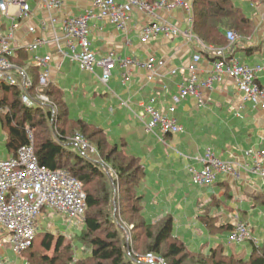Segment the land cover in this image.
I'll list each match as a JSON object with an SVG mask.
<instances>
[{
	"label": "crops",
	"instance_id": "0c3cea01",
	"mask_svg": "<svg viewBox=\"0 0 264 264\" xmlns=\"http://www.w3.org/2000/svg\"><path fill=\"white\" fill-rule=\"evenodd\" d=\"M116 1L124 3L127 0ZM234 1L250 19L251 29L248 34L238 33V40L233 45L228 43L225 46L227 53L241 63L263 67L258 73L257 81L264 88V0ZM90 4L91 0H63V12L59 15L85 14ZM32 8L33 15L26 25L36 26L37 31L30 33L27 26L21 27L15 34L16 42L24 45L39 36L49 39L55 33L60 36V42H50L38 51V54L50 53L52 56L49 87L56 93L55 96L64 106L69 119H83L94 127L101 128L109 144H117L127 155L138 159L142 171L136 184L137 194L141 197L145 218L156 222L171 216L173 226L179 223L180 231L189 228L188 232H194V227H200L196 237L198 242L201 238L203 244L199 249L188 246L194 251L204 252L217 244L224 245L227 252L232 246H245L246 242L229 243L231 230L228 227L235 218L251 226L253 235H257L253 221L258 207L264 206L256 199L264 194V179L243 172L240 179L220 175L214 184L201 186L192 181L189 168H202L200 157L208 149L222 160L250 163L245 156L247 149L264 151V108L255 107L245 99L234 79L222 75V80L213 82L212 89H202L203 104L196 96H188L176 104L175 112L171 115L183 126L182 132L167 135L159 130L157 134L148 132L144 123L134 115V112H143L144 105L153 98L156 109L167 111L174 104L173 96L188 77V69L193 64L196 53L203 55L196 64L200 79L211 77L212 58L200 42L184 35H158L150 40H143L141 28L155 18L139 9L133 10L125 30L118 29L116 25L99 17H91L88 23L89 37L91 48L97 57L110 52L115 53L116 60L124 57L147 60L152 57L157 69L155 78L149 81L145 68L130 67L129 79L124 83L122 77L126 68L117 61L108 83L105 84L100 78V69L97 68L95 72L82 70L78 62L69 58L71 49L62 38L60 23L56 25V32L50 29L43 31L40 22L47 14L36 2L32 4ZM157 14L182 30L194 33L192 16L186 10H161ZM32 55L31 51L17 50L13 60L18 67L25 69L27 76L34 82L30 90L34 96L40 88V68L32 64ZM17 77L23 81L20 74L17 73ZM4 93L0 86V100L4 98ZM50 97L53 100L54 96ZM84 103L87 104L85 108L91 112H85L86 109L82 112V117L73 116L71 111H79L82 109L80 105ZM68 123L70 125V121ZM10 155L12 152L7 149L6 155L0 157V160ZM211 203L213 206L210 214L216 226H228L222 230L216 228L215 233H209L200 220L205 206ZM42 217L43 215L38 222L41 223ZM39 229L40 227L38 232ZM252 242L260 245L264 240L253 238ZM8 250L14 252L8 243L0 247V260L3 264H10L7 262ZM230 251L237 255L233 248ZM251 252L252 247L245 256H237L247 257ZM80 255L83 254L80 252ZM17 256L21 258L22 264H31L27 253Z\"/></svg>",
	"mask_w": 264,
	"mask_h": 264
},
{
	"label": "built area",
	"instance_id": "2783aa9c",
	"mask_svg": "<svg viewBox=\"0 0 264 264\" xmlns=\"http://www.w3.org/2000/svg\"><path fill=\"white\" fill-rule=\"evenodd\" d=\"M32 0H0V85H7L19 90L22 102L30 108L54 104L51 97L39 89L36 95L30 90L34 82L27 76L25 69L14 63L17 50L33 52L31 62L40 68L39 85L45 87L50 83V53L38 54V51L61 38L56 33L53 38L39 36L30 43L18 45L15 34L23 26H27L30 33H35L37 27L26 25L33 15ZM193 0H127L120 3L116 0H91L89 9L85 14L59 15L62 13L63 0H35L40 9L47 16L40 22L43 31L56 30L60 23L71 53L68 54L72 61L79 63L82 70L95 72L101 70L100 78L107 84L116 63L126 68L122 81L129 79L130 67L145 68L148 71L147 79L152 81L157 73L154 58L140 60L138 58H118L110 52L102 57H97L91 48L89 37V19L99 17L125 30L127 22L134 9H139L155 19L146 23L141 28V38L150 40L158 35L166 37L186 36L188 39H197L202 48L207 51L213 63V74L206 79H200L197 73V63L201 60V53L193 57L188 77L181 84L178 92L173 96L174 104L167 111H160L154 107L155 98L144 105V111L134 112L145 126L146 131L157 134L159 130L163 135L179 133L183 126L171 115L175 112L176 104L188 96H196L201 104L204 103L202 89H212L215 80H222V75L234 79L237 87L244 93L245 99L251 101L255 107L264 108V88L257 81V76L263 70L261 66L252 67L241 63L231 57L226 47L204 43L192 32L182 30L178 25L162 19L157 12L161 10L174 11L178 8L186 10L193 16ZM7 22V25H6ZM6 26V27H5ZM56 32V31H55ZM226 37L229 45H233L239 38L234 30H228ZM175 72V70L173 71ZM17 73L23 77L20 81ZM5 107L0 103V113ZM148 117V119H146ZM29 143L21 146L16 155H10L0 160V247L5 243L17 254L22 255L34 243L38 227L37 222L45 208L65 216L76 224L84 222L87 210V195L81 180L77 179L66 169H51L42 165L37 157L34 147V134L28 129ZM72 142L78 153L91 160H99L100 154L97 147L83 134L77 133L72 137ZM249 162L235 163L222 160L212 150L208 149L200 157L202 168L190 167L192 181L201 186L214 184L220 175H227L233 179H240L242 173L255 174L264 179V151L249 148L245 151ZM233 229L229 235V243H243L252 237L249 225L239 218L233 221ZM147 264H168L158 255H148L140 258ZM0 264L3 262L0 260Z\"/></svg>",
	"mask_w": 264,
	"mask_h": 264
},
{
	"label": "trees",
	"instance_id": "16d2710c",
	"mask_svg": "<svg viewBox=\"0 0 264 264\" xmlns=\"http://www.w3.org/2000/svg\"><path fill=\"white\" fill-rule=\"evenodd\" d=\"M192 3V30L204 43L225 47L229 43L226 37L228 30L240 35L250 32L251 21L234 0H193ZM0 86L6 93L0 100L5 107L0 118L7 149L16 155L21 146L29 143L28 129H32L39 162L51 169L70 171L81 180L87 195L84 224L75 237L45 232L41 240L43 251L33 243L24 252L31 264H147L140 258L148 255H158L168 264H264V242L256 245L252 239L246 241L252 246V252L247 257L227 252L222 244L210 246L204 252L190 249L185 242L172 235L171 216L153 222L143 215L136 185L142 171L137 158L127 155L117 144H109L101 128L83 119H69L49 85L39 90L54 96V104L36 108L27 107L22 102L18 89ZM77 133L83 134L97 147L99 160L86 159L78 153L72 142ZM105 164L111 171L103 167ZM114 176L122 181L120 195L116 196ZM113 199H120V212L133 226V243L121 237L119 230L123 226L113 217ZM256 199L264 205V194ZM212 206V203L206 205L200 215L209 233H215L216 228L222 230L228 227L216 226L210 214ZM228 229L232 230L233 224ZM76 245L84 252L82 257L76 255Z\"/></svg>",
	"mask_w": 264,
	"mask_h": 264
},
{
	"label": "rangeland",
	"instance_id": "374dc122",
	"mask_svg": "<svg viewBox=\"0 0 264 264\" xmlns=\"http://www.w3.org/2000/svg\"><path fill=\"white\" fill-rule=\"evenodd\" d=\"M35 0L31 1V4H34ZM7 25V22H6ZM6 27V26H5ZM82 107V109L78 110H72L71 113L73 116L76 117H82V112L85 111L87 108H85L87 106L86 103H84L83 105H80ZM76 108L78 109V107L76 106ZM78 111V113H77ZM85 112H91L88 109ZM77 114V115H76ZM7 153V149H6V137H5V133L3 130V126H2V122H1V118H0V157L5 156ZM106 167V169L110 170V167H107L106 164L103 166ZM103 169V168H102ZM112 174L115 175V173H113L112 170ZM111 175V173H110ZM116 179V186L114 188V193L115 196L116 195H120V189H121V183L122 181H120V179L116 176H114ZM122 202H120V199L117 201L115 199H113V209H112V214L113 217L115 218V220L118 221V224L121 226H123L119 231L121 234V237L124 240L129 241L130 243H133V235H135V232H133V226L129 225L127 220L124 218V216L121 214V204ZM43 217H42V221L37 222V227H40L39 229V236L35 239L34 241V245L40 249V251H43V248L41 247V240L43 239V235L45 233L46 230H50L53 233H55L56 235L59 234H63L65 236H67L68 238H74L75 235L79 232V230L83 227L84 222H82L81 224H76L74 221H70L69 218L62 216L54 211H52L51 209H47L45 208L43 211ZM253 223L255 224L256 227V232L257 235H253V231L251 226H249L251 228L252 231V237L254 239L258 238L260 241L264 240V206H260L258 207L255 215H254V221ZM179 223H175L172 229V235L174 237H178L179 239H181L183 242H185V244L189 247H193L196 249H199L200 246L203 244V240L200 238L199 242H198V237H196L197 235V231L200 230V227H194V232L193 231H189V228L187 229H183L182 231H180L179 229ZM137 233V232H136ZM226 240V239H225ZM227 242V241H226ZM77 249H76V255L78 256H83L84 252L80 249L79 245H76ZM226 246L228 247L229 245L226 244ZM251 245L249 242H246L245 246L241 245V246H232L231 248L228 249V252H231L230 249H234L235 253L237 255L243 254L242 256H245L250 250H251ZM80 252L83 255H80ZM7 262H10V264H22V260L21 258H19L14 252H12L11 250H8V259ZM25 262V261H24Z\"/></svg>",
	"mask_w": 264,
	"mask_h": 264
}]
</instances>
